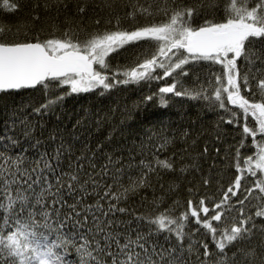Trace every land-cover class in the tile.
I'll list each match as a JSON object with an SVG mask.
<instances>
[{
    "label": "snow or ice",
    "instance_id": "1",
    "mask_svg": "<svg viewBox=\"0 0 264 264\" xmlns=\"http://www.w3.org/2000/svg\"><path fill=\"white\" fill-rule=\"evenodd\" d=\"M249 2L228 0L223 21L205 18L194 26L202 2L127 0L129 18L163 19L121 30L116 10L106 0L110 14L116 15L115 30L92 32L83 39L67 28L62 37L8 42L0 27V94L40 90L44 99L31 108L35 116L54 115L74 95L105 96L122 86L165 81L143 101L155 98L166 108L173 97L205 100L220 112L217 141L222 125L241 130L239 142L230 146L236 175L218 200L189 199L178 215L171 209L143 214L123 205L151 187V176L174 170L172 158L159 155L172 143L167 136L160 135L152 145L151 159L113 173V157L104 153L103 144L97 142L94 149L89 145V129L84 127L82 134L80 120L74 131L56 128L42 139L43 125L38 136L27 114L17 122L13 112L0 127V264H264V248L240 246L256 231L264 237V0H254L251 7ZM19 8L18 0H0V10L15 13ZM87 10L81 4L75 14L82 17ZM140 41L149 43L147 55L126 66L113 65L121 50ZM257 62L260 67L253 71ZM204 63L221 67L220 73L211 74V94L199 85L197 69ZM190 76L198 87L185 86ZM46 144L54 147L49 150ZM246 147L252 154L242 155ZM214 151L220 154L219 147ZM208 153L205 146L201 155ZM101 154L107 162L97 171ZM209 183L205 178L204 184ZM231 248L236 251L229 255Z\"/></svg>",
    "mask_w": 264,
    "mask_h": 264
},
{
    "label": "trees",
    "instance_id": "2",
    "mask_svg": "<svg viewBox=\"0 0 264 264\" xmlns=\"http://www.w3.org/2000/svg\"><path fill=\"white\" fill-rule=\"evenodd\" d=\"M112 4L119 17L121 30H134L152 23H159L163 17L137 16L129 18L125 7L127 0H107ZM153 0H140V3H152ZM185 5L203 3L201 15L194 19V26L203 22L205 18L221 22L225 18L224 9L228 0H215L209 7L211 0H179ZM254 0H250L249 7ZM20 8L15 13L0 10V27L5 29L4 36L8 42L25 41L38 36L41 40L62 37L67 28H71L80 38L96 31L115 30L116 15H111V9L106 7V0H18ZM87 5L84 16L76 15L78 5ZM39 7H36V6ZM67 5V7H64ZM38 14L40 19L34 20ZM100 19L99 25L95 20ZM109 20L112 23H109ZM257 48L260 45L256 46ZM122 55L116 56L113 65H128L136 57L147 55L151 51L148 42L140 41L136 45H128L121 50ZM243 73L245 64L243 59L238 61ZM257 62L253 71L259 68ZM200 75L199 85L211 94L212 73H220L219 65L204 63L197 69ZM194 78H185L186 87H198L193 82ZM166 82H152L151 86L129 85L114 89L110 94L99 96L96 93H82L68 97L62 107L54 115L38 117L31 113V108L38 106L44 99L43 93L38 89L20 90L9 95L0 94V127L13 112L19 117L27 114V119L37 125V135L40 136V125H43L42 139H46L48 131L59 128L64 133L66 130L74 131L72 126L77 120L82 122L83 128L89 129L87 133L89 145L94 149L97 142L104 145V153L113 157L112 172L117 167L128 169L129 165L139 164L141 159H151L152 145L156 143L160 135L167 136L172 143L167 151L160 153L161 159L171 157L174 170L165 171L158 176L150 177L151 187L142 189L136 195L131 196L126 205L135 209L137 213L156 214L157 212L171 209L178 215L187 207L189 199L194 202L201 197L219 199L221 189H225L234 179L236 172L231 166L232 149L240 140V129L231 125H222L223 135L217 141V123L219 122V110L213 111L208 101L189 100L181 97L170 99L168 107H161L157 99L144 102L143 97L155 93ZM59 118V119H58ZM187 133V136L184 133ZM110 137V139H109ZM149 137H152L150 142ZM250 144V139H249ZM141 145L144 147L141 148ZM208 146L209 153L202 156L203 148ZM51 150L54 144H46ZM76 147H80L77 144ZM220 148L217 155L215 148ZM253 149H242V155L252 154ZM97 171L107 160L106 155L101 154L96 159ZM118 162V163H117ZM183 169V171H182ZM88 171H91L88 169ZM138 169L133 167L132 175H136ZM210 180L208 185L204 179ZM108 182H111L110 180ZM127 183V180H124ZM251 183V180H249ZM162 198V202L160 201ZM158 201V206L153 201ZM91 202V201H90ZM247 211V209H246ZM254 211V209H253ZM235 214V213H233ZM121 219L128 217L121 216ZM259 225L261 221L257 219ZM164 244L163 236L157 238ZM209 246H214L209 240ZM174 243V241H173ZM165 246H169L165 244ZM244 248H256L258 251L264 248V237L259 231L250 241L240 245ZM229 255L236 248L228 250ZM194 262L195 256L190 257Z\"/></svg>",
    "mask_w": 264,
    "mask_h": 264
}]
</instances>
